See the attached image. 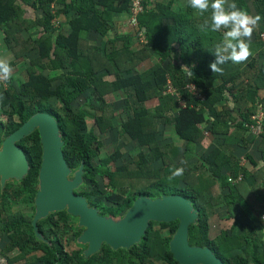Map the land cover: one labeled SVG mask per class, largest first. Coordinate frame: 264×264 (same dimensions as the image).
I'll list each match as a JSON object with an SVG mask.
<instances>
[{
    "label": "trees",
    "instance_id": "16d2710c",
    "mask_svg": "<svg viewBox=\"0 0 264 264\" xmlns=\"http://www.w3.org/2000/svg\"><path fill=\"white\" fill-rule=\"evenodd\" d=\"M131 2L0 0V30L15 58L9 62L13 68L23 60L26 72L24 80L12 77L9 82H0V144L31 115L48 112L58 123L70 177L83 162V182L75 192L100 215L120 219L140 195L156 198L181 194L199 209V218L190 227L191 245L211 248L224 264H264V64L252 58V77L240 94H234L233 85L241 77V70L218 74L208 67L225 31L201 30L204 21H210V12L199 14L187 0L181 13L174 10L175 0H143L138 31L111 36L113 15L130 16ZM235 3L264 20V0ZM26 8L40 16L30 17ZM61 15L66 17L67 33L62 26H53V20ZM170 20L174 21L172 25ZM89 31L108 40L104 45L91 43L84 35ZM139 31L146 42L135 46ZM255 33L262 57L264 29L257 28ZM152 56L159 59L146 69H138ZM183 66H189L190 78ZM170 83L175 92L167 90ZM121 91L126 97L118 112L109 97ZM80 96H84L83 102L73 108ZM231 96L235 101L247 96L252 104L247 110L233 111L225 102ZM260 114L259 119L256 115ZM114 119L120 122L121 138L137 141L138 145L136 154L122 164L117 162L123 151L108 150L101 136L116 127ZM255 126H260V132L254 131ZM166 127L174 140L161 143ZM251 131L254 135L249 139ZM207 132L213 140L222 137L224 142L208 151L203 146ZM234 133L239 136L234 135L238 143L242 140L245 146L260 137L254 152L261 154L263 165L259 166L251 152L245 154L248 163L241 164L226 139ZM177 140L183 145L175 144ZM18 143L28 159V172L4 187L0 182V242L7 241L2 254L17 253L7 264L36 252L41 255L30 263L180 264L170 251L179 221L151 222L141 242L130 249L114 250L103 244L88 258L83 255L86 246L77 243L83 229L70 223L77 218L66 211L38 221V231L49 244L37 239L31 221L42 151L38 130ZM158 160L163 165L155 167ZM175 167H183L184 173L169 180ZM240 174V181H230ZM97 178L107 179V186L101 188ZM16 205H23V209L15 210ZM218 208L226 210L227 218L234 221L233 232H221L213 239L210 219Z\"/></svg>",
    "mask_w": 264,
    "mask_h": 264
},
{
    "label": "water",
    "instance_id": "95a60500",
    "mask_svg": "<svg viewBox=\"0 0 264 264\" xmlns=\"http://www.w3.org/2000/svg\"><path fill=\"white\" fill-rule=\"evenodd\" d=\"M38 130L41 143V163L38 170V190L34 198V215L31 221L35 237L49 244L38 231L37 222L49 214L66 211L77 218L82 228L77 243L85 245V258L98 252L103 244L114 250L130 249L141 242L150 223L179 221V227L170 242V251L180 264H224L211 248L190 244L191 225L199 218L191 199L181 194L152 198L140 195L133 206L120 219L102 216L90 207L82 194L75 192L83 182V162L73 171L63 156L64 141L58 123L48 112H36L10 133L0 146V182L2 187L10 179L21 180L27 174L29 162L23 147L18 143Z\"/></svg>",
    "mask_w": 264,
    "mask_h": 264
},
{
    "label": "crops",
    "instance_id": "0c3cea01",
    "mask_svg": "<svg viewBox=\"0 0 264 264\" xmlns=\"http://www.w3.org/2000/svg\"><path fill=\"white\" fill-rule=\"evenodd\" d=\"M165 1H168V0H165ZM246 1L251 3L253 0H246ZM185 6H186V0H175L174 10L176 13H181L182 11L185 10ZM25 11L30 17L40 16V13H37L36 11L32 10L31 8H26ZM113 17H114V23L115 24H114V30L112 31L111 36L112 35L134 34L137 32V30L129 24V16L127 14H114ZM65 23H66V17L64 15L58 16L57 18H55L53 20V26L54 27L62 26L63 31L65 33H67L69 30L65 26ZM169 23L172 25L174 23V21L170 20ZM257 28L258 29H264L263 18L259 21L258 25L256 26V28L252 34V38H251V42H250V49H251L252 55L248 58V60L245 62H242L240 64H233L230 61V62L225 63L222 67L224 69L223 73L230 72V71L235 72L237 70H241V72H242L241 77L238 80H236L235 85H233V93L234 94H240V89H242L244 85H247L250 77H252V69H250V66H249V63L251 62L252 58L257 57L256 59H258L259 64L260 65L264 64V56L259 57V52H260L262 46H260V44L257 42V37H256V33H255ZM84 35H85V37L88 38L89 42L95 43V44L104 45L106 43V41L108 40V37L101 36L99 33L91 32V31L86 32ZM0 38L4 39V32L2 30H0ZM118 43L120 44V41ZM142 44L143 43H142L141 38L139 36L138 39L135 40L134 45L140 46ZM5 47H6V49H3V51L1 52L0 58L7 59L8 61L15 60L11 51L7 48V46H5ZM6 52H8V53H6ZM158 59L159 58L157 56H152L151 58H149L146 61H144L143 63H141L138 66V69H140V66H145L146 68H148L149 66L154 64ZM150 60H151V63H149ZM22 63H23V60H18L17 64L14 65V67H16L18 64H22ZM140 70H143V69H140ZM18 71H19V69H18ZM108 78L112 79L113 77L109 76ZM261 94H262L261 96H264L263 93H261ZM225 102H226V104H229V106L232 108L233 111L234 110H247L246 107H250V105L252 104L250 102V100L247 98V96L238 98L237 101H235L234 98L231 96L230 99L225 101ZM225 102L222 103V105H225ZM221 107H222L221 105L218 106V108H221ZM261 114H263V116H264L263 110H261ZM234 135H236V133H234L233 135H229L228 138L231 139V140H229V142H230L231 146L234 148V154L240 159L241 164L245 165L246 163H248L247 159L245 158V154L248 152H251L254 154V158L259 162V166L263 165V161L261 160V154H259L258 152L257 153L254 152L255 148L260 143V140H261V139H259L260 137H258L256 139V141H254V142L249 141V143L245 147V145L242 144L243 143L242 140L239 141L241 143H238L237 138H239V136L236 135L237 138H235ZM253 135H254L253 132L248 133L247 138H249V139L253 138ZM222 140H223L222 141V143H223L224 139H222ZM174 143H177V145H183V141H181V140H177ZM203 146L206 147L208 151L210 150V147H208L209 144L204 143V141H203ZM6 243H7L6 239H4L0 242V264H7L9 258H14L17 256V253H10L8 255L2 254V250L5 247ZM40 255H41L40 252L29 254L26 257V259L17 261L14 264H39L38 262L30 263L29 261H31L33 258L39 257Z\"/></svg>",
    "mask_w": 264,
    "mask_h": 264
},
{
    "label": "clouds",
    "instance_id": "9594fccd",
    "mask_svg": "<svg viewBox=\"0 0 264 264\" xmlns=\"http://www.w3.org/2000/svg\"><path fill=\"white\" fill-rule=\"evenodd\" d=\"M187 5L201 15L210 12V21L205 20L200 26L202 31L225 30L222 43L217 45L212 53L215 59L208 65L212 73L222 74L224 69L221 65L229 61L233 64H240L248 60L252 55L250 49L252 34L262 19L259 14H249L239 8L235 0H187ZM183 69L190 78L192 73L189 66H183ZM12 75L11 63L7 59L0 58V82L10 80ZM183 173V167H175L170 170L168 179H175Z\"/></svg>",
    "mask_w": 264,
    "mask_h": 264
},
{
    "label": "rangeland",
    "instance_id": "374dc122",
    "mask_svg": "<svg viewBox=\"0 0 264 264\" xmlns=\"http://www.w3.org/2000/svg\"><path fill=\"white\" fill-rule=\"evenodd\" d=\"M5 46H6L5 40L3 38L2 39L0 38V54L3 51V49H6ZM6 53H8V52H6ZM151 60L149 61V63H151ZM145 68H146L145 66H140V69H145ZM12 69H13L12 77H14V78L16 77L17 79H22V80H24L26 78V72H25L22 64H18L16 67H13ZM18 69H19V71H18ZM7 82H9V80ZM86 96H87V94H86ZM125 97H126V93L123 91L116 93L114 95L112 94L109 97L110 101H114V106L117 107L118 112H121L122 107L124 106ZM83 99H84V96H80L78 99H76L73 102V108H77L83 102ZM154 102H155V99L151 100L149 103L151 104ZM114 121H115L116 127L113 130H111V132L109 131V132H107L101 136H102V138H104V143H105L108 150H112L114 148H120V150L123 151V156L117 162V164H122L124 162H127L133 154H136V152L138 151V145H137V141L130 140L127 137H126V140L124 141L118 132V127H120L119 126L120 122H117L116 119H114ZM88 123H89V125L92 124V120L89 119ZM164 128L165 127L162 126V129H164ZM166 128H167L166 133H163L161 131L163 133L161 136V143L173 142V140H174L173 135H171V132H170L171 129L169 127H166ZM207 137H208V139H205L204 143H206V144L211 143L210 150L213 148V146L219 145L223 141L222 137L221 138L218 137L217 141L213 140V137L208 132H207ZM226 139L228 141L231 140L228 137ZM175 144H177V143H175ZM182 157L183 156H180L177 160H180ZM193 160H195V158ZM154 164H155V167H160L163 165V162H162V160H158ZM132 167H134V165ZM97 180H98V185L101 188L106 187L108 184L107 179L97 178ZM14 209L15 210L23 209V205L22 206L16 205L14 207ZM70 221H71L70 222L71 224L72 223L77 224V219L76 220L72 219ZM233 223H234L233 220H230L227 218L226 210H224L223 208L216 209L215 213H213V215L210 219L211 238H213V239L218 238L220 236L221 232H224V231H227L228 233H231V231L233 232V230L231 229Z\"/></svg>",
    "mask_w": 264,
    "mask_h": 264
},
{
    "label": "built area",
    "instance_id": "2783aa9c",
    "mask_svg": "<svg viewBox=\"0 0 264 264\" xmlns=\"http://www.w3.org/2000/svg\"><path fill=\"white\" fill-rule=\"evenodd\" d=\"M143 11H144L143 0H132V2H131V14H130V16H129V24H130L131 26H133L137 31H138V29H139V28H138V21H137V18H138V16H139L141 13H143ZM139 36H140V38H141L142 43H145L146 40H145V37H144L142 31H139ZM262 36H263V38H264V33L262 34ZM167 90H168L169 92H175V89L171 86V84H170V86L167 88ZM256 116H258L259 119L261 118V115H256ZM256 116H254V117H256ZM253 129H254V131H256V132H260V126H255ZM242 178H243V175L240 174L237 178H232V177H231V178H230V181H231L232 183H234V182L240 181Z\"/></svg>",
    "mask_w": 264,
    "mask_h": 264
},
{
    "label": "flooded vegetation",
    "instance_id": "af4514ba",
    "mask_svg": "<svg viewBox=\"0 0 264 264\" xmlns=\"http://www.w3.org/2000/svg\"><path fill=\"white\" fill-rule=\"evenodd\" d=\"M0 146H2V143L0 144ZM10 180H12V179H10ZM10 180H8V181H10ZM8 181H7V182H8Z\"/></svg>",
    "mask_w": 264,
    "mask_h": 264
}]
</instances>
